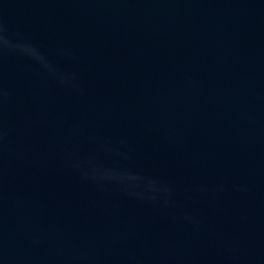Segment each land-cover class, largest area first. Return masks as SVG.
<instances>
[{"label":"water","instance_id":"95a60500","mask_svg":"<svg viewBox=\"0 0 264 264\" xmlns=\"http://www.w3.org/2000/svg\"><path fill=\"white\" fill-rule=\"evenodd\" d=\"M0 264H264V0H0Z\"/></svg>","mask_w":264,"mask_h":264}]
</instances>
